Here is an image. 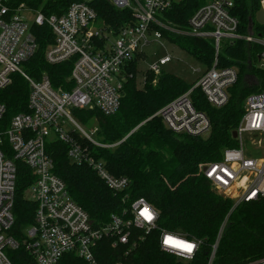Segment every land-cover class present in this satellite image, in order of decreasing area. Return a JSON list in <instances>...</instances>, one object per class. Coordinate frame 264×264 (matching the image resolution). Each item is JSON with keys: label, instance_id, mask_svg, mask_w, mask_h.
<instances>
[{"label": "built area", "instance_id": "2783aa9c", "mask_svg": "<svg viewBox=\"0 0 264 264\" xmlns=\"http://www.w3.org/2000/svg\"><path fill=\"white\" fill-rule=\"evenodd\" d=\"M10 1L0 0V88L9 85L11 75L17 73L27 82L29 93L28 111L13 115L7 123L3 122L5 105L0 102V264H14L10 252L21 246L29 254L31 264H58L67 253L88 264H96L95 248L103 238H112L113 247L130 250L136 241L157 229V212L147 200L138 198L123 208L121 214L113 213L109 222L95 227L85 210L71 198L65 183L53 173L46 143L65 144L71 163L90 167L114 193L124 191L128 178L108 172L103 161L92 153L94 147L112 148L119 142L107 144L95 139L93 134L98 126L91 132L85 131L72 114V108H96L106 115L116 113L122 84L127 76L132 77L125 66L143 54L150 34L155 39L161 38L164 30L212 43L211 66L192 88L155 113L175 134L206 136L210 120L204 111L194 107L190 92L199 88L215 108L227 104L229 89L236 83L239 69L234 65H220L219 55L227 45L237 41L245 42L248 47H260L257 66L264 69V35L258 29L261 23L255 15L256 20H250L246 31L240 32L235 15L237 0H206L188 18L184 28L162 16L163 10L179 0H107L116 9H129L132 16L131 22L113 31L98 19L86 1L71 3L59 15H45L41 8L34 9L25 3L13 6ZM258 3L264 13V0ZM23 10L34 13L31 25L45 23L53 34V42L44 51L45 61L49 64L72 61L68 77L70 89L55 88L46 73L36 79L23 68L37 50ZM95 22L101 26H92ZM170 60L166 55L147 70L157 76L161 66ZM145 78L144 75L143 81ZM152 84H156V77ZM233 131L236 133L232 136L236 142L234 147L224 148L220 160L198 165V174L207 180L211 189L233 201L230 211L240 203L264 200V90L246 96L243 113ZM51 134L53 137L49 138ZM17 160L25 163L34 176L27 188L36 205L33 223L23 228L21 241L9 233L14 222ZM226 218L211 246L207 264L213 262ZM169 239L171 242H166ZM200 244L201 240L180 233L165 229L159 232L160 249L182 261L191 260ZM246 264H264V256Z\"/></svg>", "mask_w": 264, "mask_h": 264}, {"label": "trees", "instance_id": "16d2710c", "mask_svg": "<svg viewBox=\"0 0 264 264\" xmlns=\"http://www.w3.org/2000/svg\"><path fill=\"white\" fill-rule=\"evenodd\" d=\"M78 1H86L95 10L98 19L113 31L132 21L129 9H116L107 0H11L15 6H27L43 11L45 15L61 14ZM206 0H179L162 11L166 21L184 28L188 18ZM260 6L258 0H237L235 15L240 22V32H245ZM264 35V25H258ZM37 43V50L23 68L38 79L46 73L55 88L70 89L68 80L72 61L49 64L45 61L46 46L53 42V34L47 24L30 27ZM162 36L178 44L209 68L214 57L211 41L172 34L162 30ZM260 47H248L237 41L227 45L219 55L220 65L237 66L239 76L229 89V100L221 108L211 106L199 88H193L190 98L194 107L204 111L210 120L206 136L175 134L167 129L155 113L165 104L192 86L172 73L161 70L155 76L146 70L141 87L136 84V62L139 54L125 70L132 77L124 80L120 106L116 113L106 115L96 108H72V114L83 125L95 119L97 139L103 143L119 142L112 148H92L94 156L102 160L105 168L115 176L129 180L127 188L114 193L87 165L69 161L66 145L49 141L45 150L53 161V173L66 185L71 198L88 214L95 227L109 222L111 214H121L132 201L147 200L156 210L157 229L138 240L132 249L112 246V238H103L95 248L96 264H207L218 230L226 218L212 264H246L264 256V200L238 204L231 211L233 201L211 189L209 183L198 174L200 163L221 159L226 147H234L232 138L238 120L243 113L246 96L264 90V69L254 65ZM252 75L256 83L247 84L245 75ZM156 77V84L152 80ZM11 82L0 88V102L5 105L3 122L7 123L17 113L27 112L29 87L22 76L11 75ZM17 180L14 194V222L9 233L22 240L23 228L33 223L36 205L24 197V190L33 181L29 167L17 160ZM161 229L180 233L201 240L194 257L182 261L159 247ZM136 232V231H134ZM14 264H31L24 247L10 252ZM58 264H88L74 254L62 256Z\"/></svg>", "mask_w": 264, "mask_h": 264}, {"label": "rangeland", "instance_id": "374dc122", "mask_svg": "<svg viewBox=\"0 0 264 264\" xmlns=\"http://www.w3.org/2000/svg\"><path fill=\"white\" fill-rule=\"evenodd\" d=\"M22 14L24 15L27 23L31 25L33 22L34 13L28 10H23ZM92 26L98 28L101 26V24L99 22H95L92 24ZM149 40L150 42L143 47L142 57L137 59L136 62L135 79L138 87H141L144 73L149 68V66L151 64L157 63L166 55H169L171 60L165 65L161 66V70L181 77L188 86L194 85L199 76L207 69L206 65L199 61L191 53L187 52L178 44L173 43L167 38L161 37L155 39L153 35L150 34ZM221 53H224V51L221 50ZM257 64L258 58H256L254 61V65ZM244 77L247 84L256 83L254 76L246 74ZM81 125L85 131L91 132L96 127L97 123L96 120L93 119L89 125ZM52 137L53 135L51 134L49 138ZM93 137L97 139L96 132L93 134ZM254 155H256V153ZM257 155H259V153ZM24 197L27 200L32 201L30 189L27 188L24 190Z\"/></svg>", "mask_w": 264, "mask_h": 264}, {"label": "water", "instance_id": "95a60500", "mask_svg": "<svg viewBox=\"0 0 264 264\" xmlns=\"http://www.w3.org/2000/svg\"><path fill=\"white\" fill-rule=\"evenodd\" d=\"M256 18H257V21L261 24H264V13L262 10H259L257 13H256ZM236 133L233 131L232 132V136L235 137Z\"/></svg>", "mask_w": 264, "mask_h": 264}, {"label": "snow or ice", "instance_id": "6c2138e0", "mask_svg": "<svg viewBox=\"0 0 264 264\" xmlns=\"http://www.w3.org/2000/svg\"><path fill=\"white\" fill-rule=\"evenodd\" d=\"M144 214H147V210H145V213ZM148 218H150V216ZM166 242H171V241L169 239V241H166ZM186 247H189L190 248V246H186Z\"/></svg>", "mask_w": 264, "mask_h": 264}]
</instances>
